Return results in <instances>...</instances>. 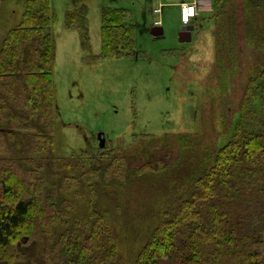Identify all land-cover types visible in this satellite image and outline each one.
<instances>
[{
	"label": "rangeland",
	"instance_id": "1",
	"mask_svg": "<svg viewBox=\"0 0 264 264\" xmlns=\"http://www.w3.org/2000/svg\"><path fill=\"white\" fill-rule=\"evenodd\" d=\"M177 1H196L198 6V18L190 24L196 26L190 42L180 41L187 25ZM53 3L58 20L53 26L55 130L47 157L55 161L82 157L84 172L90 169L86 161L97 168L96 162L108 165L109 159H125L128 174H122L124 164H116L113 171L118 180L110 184L97 180L88 184L81 174L73 175L81 184L72 182L75 188L66 199L76 203L70 210L73 215H87L93 202L98 210H110L119 243L117 264H134L152 227L174 212L185 199L184 192L189 193L176 183L172 186L179 167L182 171L202 167L208 150L224 147L229 139L226 131L240 120L239 104L249 75L264 66V9H247L245 0H233L218 20L216 0ZM158 7L164 11L160 16L152 12ZM110 10L126 13L125 25L132 29L135 41L131 59L99 56L103 17ZM24 12L25 0H0V51ZM72 13L87 19L88 48L81 34L70 30ZM157 20L162 22L161 36L153 34ZM22 116L15 127L40 138L43 130L29 126L39 127L28 111ZM41 143L39 139L35 145L39 150L44 148ZM8 151L1 149L0 154ZM156 161L170 162L172 168L162 176L149 172L135 177ZM98 184L110 193H103ZM23 251L30 261L43 263L37 244Z\"/></svg>",
	"mask_w": 264,
	"mask_h": 264
},
{
	"label": "trees",
	"instance_id": "2",
	"mask_svg": "<svg viewBox=\"0 0 264 264\" xmlns=\"http://www.w3.org/2000/svg\"><path fill=\"white\" fill-rule=\"evenodd\" d=\"M232 1L216 0L218 20ZM245 2L247 9H264V0ZM126 18L124 10L105 13L100 57L133 58L135 41ZM57 21L53 0H25L21 22L8 32L0 51V150L12 154H0V264H117L119 243L110 210H98L93 202L87 215H73L76 203L66 194L75 188L72 182L81 184L73 175L81 174L88 184H110L118 180L116 164H124L122 174L127 175L125 159L96 162L97 168L86 161L90 169L84 172L82 157H47L55 130ZM68 21L88 44L87 19L72 13ZM24 110L39 125L29 126L43 130L40 138L15 127ZM239 114L237 124L226 131L228 143L209 149L202 167H179L172 186L189 193L152 227L134 264H264V66L249 75ZM39 139L44 141L40 150L35 146ZM171 168L170 162L156 161L135 177L149 172L162 176ZM99 190L110 193L105 187ZM35 244L43 263L30 261L23 251Z\"/></svg>",
	"mask_w": 264,
	"mask_h": 264
},
{
	"label": "built area",
	"instance_id": "3",
	"mask_svg": "<svg viewBox=\"0 0 264 264\" xmlns=\"http://www.w3.org/2000/svg\"><path fill=\"white\" fill-rule=\"evenodd\" d=\"M156 15H161V8H156L152 11ZM183 21L184 23H189L191 18L196 15V4H184L182 7ZM162 25L161 20H157L154 24V27H159Z\"/></svg>",
	"mask_w": 264,
	"mask_h": 264
},
{
	"label": "water",
	"instance_id": "4",
	"mask_svg": "<svg viewBox=\"0 0 264 264\" xmlns=\"http://www.w3.org/2000/svg\"><path fill=\"white\" fill-rule=\"evenodd\" d=\"M194 29V26H189L185 29L184 32L181 33L180 35V41L185 43V42H190L192 38V30ZM153 34L155 36H161L163 34V29L160 27H157L153 30ZM99 145L101 147H104L105 145V140L103 138V135L100 134L99 136Z\"/></svg>",
	"mask_w": 264,
	"mask_h": 264
},
{
	"label": "crops",
	"instance_id": "5",
	"mask_svg": "<svg viewBox=\"0 0 264 264\" xmlns=\"http://www.w3.org/2000/svg\"><path fill=\"white\" fill-rule=\"evenodd\" d=\"M194 2V1H193ZM192 1H182V2H179V1H177V6H179L180 7V11H181V13H182V5L183 4H192L193 3ZM181 4V5H180ZM163 5V4H162ZM164 11L162 10V13H163ZM198 17H196V18H194L193 19V21H192V23L194 22V20H196ZM69 22V21H68ZM85 46L88 48V44H85Z\"/></svg>",
	"mask_w": 264,
	"mask_h": 264
}]
</instances>
